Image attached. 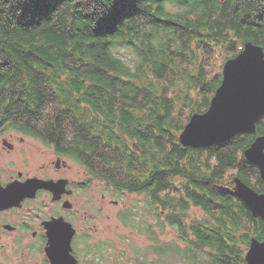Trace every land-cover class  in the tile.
I'll use <instances>...</instances> for the list:
<instances>
[{
  "label": "trees",
  "instance_id": "trees-1",
  "mask_svg": "<svg viewBox=\"0 0 264 264\" xmlns=\"http://www.w3.org/2000/svg\"><path fill=\"white\" fill-rule=\"evenodd\" d=\"M247 41L264 49V0H0V125L70 143L105 181L141 196L119 218L154 242L155 264H246L264 224L233 179L264 191L244 156L264 116L256 133L209 148L179 136L222 82L200 57L218 49L227 61ZM192 209L202 214L189 222ZM167 228L173 243H161Z\"/></svg>",
  "mask_w": 264,
  "mask_h": 264
},
{
  "label": "flooded vegetation",
  "instance_id": "flooded-vegetation-1",
  "mask_svg": "<svg viewBox=\"0 0 264 264\" xmlns=\"http://www.w3.org/2000/svg\"><path fill=\"white\" fill-rule=\"evenodd\" d=\"M0 126L2 149L14 150L15 145L6 138L8 133L25 134L12 129L8 123ZM35 139L48 153L38 149L40 154L34 161L22 159L11 163V167H0V186L3 188L19 184L35 189L19 206L0 211V240L11 239L22 250L25 261L33 259L38 264H51L47 255L50 233L60 235L73 230L71 248L76 264H114L111 252L115 251L114 241L91 230L108 198L104 191L101 198L94 194L101 185L117 189L105 181L102 164L99 169L89 166L73 154L74 147L70 143ZM21 165L33 167L19 170ZM111 202L118 204L114 198Z\"/></svg>",
  "mask_w": 264,
  "mask_h": 264
},
{
  "label": "water",
  "instance_id": "water-1",
  "mask_svg": "<svg viewBox=\"0 0 264 264\" xmlns=\"http://www.w3.org/2000/svg\"><path fill=\"white\" fill-rule=\"evenodd\" d=\"M222 74L223 81L209 108L204 113L193 114L181 132L182 146L209 148L243 131L257 132V122L264 116L263 47L247 41L236 57L225 62ZM244 156L258 167L264 182V135L253 141ZM233 182L235 195L245 203L253 217L261 219L264 224V191H256L239 177ZM32 189L19 184L0 186V211L19 206ZM73 234V230L60 235L50 233L47 255L51 264L77 263L71 248ZM245 261L246 264H264V241L255 237L251 239Z\"/></svg>",
  "mask_w": 264,
  "mask_h": 264
},
{
  "label": "rangeland",
  "instance_id": "rangeland-1",
  "mask_svg": "<svg viewBox=\"0 0 264 264\" xmlns=\"http://www.w3.org/2000/svg\"><path fill=\"white\" fill-rule=\"evenodd\" d=\"M225 62L226 61L223 62V58L218 49L209 62L203 57H200L199 61V63L209 66L212 75L219 72L222 74ZM6 138L15 145V148L11 151L3 150L2 144L0 143V167H8L11 163H16L18 160L22 159H24V162L27 160L34 161L36 155L39 153L38 149H41L45 154L48 153V150L42 147L41 143L35 138L27 137L26 135L22 136L18 132L8 133ZM44 160H46V158H44ZM18 167H20L18 168L19 170H30L33 166L21 165ZM32 174H34V172ZM102 191L105 192L108 198L102 205L103 210L98 215V219L93 221L94 226H92L91 230L98 236H103L104 238H109L114 241L115 251H111L113 254V263L136 264L137 258H139L138 256L141 255L142 257L146 256L150 263L155 264L154 260L156 255L150 248L154 245V242L149 239V236L126 227L119 218V214L124 209L130 207L136 200H141L142 197L129 192H121L114 188H105L103 185H101V188H99L94 195L97 198H101ZM113 198L118 201V204L111 202ZM201 214L202 213L197 209H192L188 213V221L191 222L194 219L200 218ZM176 235L174 229L167 228L160 237L161 243H173V241L176 240ZM36 262L37 261L33 259L25 261L22 250H19L18 245H15L11 239L4 238L0 240V264H38V262ZM108 263L110 264V262Z\"/></svg>",
  "mask_w": 264,
  "mask_h": 264
},
{
  "label": "bare ground",
  "instance_id": "bare-ground-1",
  "mask_svg": "<svg viewBox=\"0 0 264 264\" xmlns=\"http://www.w3.org/2000/svg\"><path fill=\"white\" fill-rule=\"evenodd\" d=\"M222 81H223V78H222ZM222 83V82H221Z\"/></svg>",
  "mask_w": 264,
  "mask_h": 264
}]
</instances>
